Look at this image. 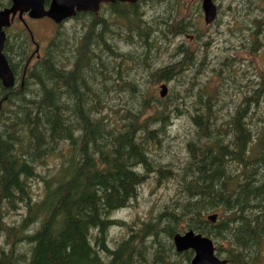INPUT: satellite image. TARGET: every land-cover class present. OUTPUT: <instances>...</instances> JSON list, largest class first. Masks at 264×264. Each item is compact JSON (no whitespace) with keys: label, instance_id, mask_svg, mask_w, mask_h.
<instances>
[{"label":"trees","instance_id":"1","mask_svg":"<svg viewBox=\"0 0 264 264\" xmlns=\"http://www.w3.org/2000/svg\"><path fill=\"white\" fill-rule=\"evenodd\" d=\"M156 1L179 5L178 0ZM138 3L109 5L111 14L123 20L122 39L106 19L90 13L75 16L82 19L81 34L55 32L44 55L33 62L28 31L6 38L3 53L16 77L11 87L0 83V264H188L192 251L178 253L172 244V236L186 229L211 237L226 264H264V119L252 124V106L264 96V73L253 84L238 83L240 102L226 113L227 120L216 104L228 83L238 79L219 66L224 92H210L209 80H194L184 88L188 93L197 87L189 93L190 102L176 93L172 102L157 99L152 109L158 108L151 111L146 104L156 97L148 91V102L140 107H120L126 109L124 121L106 96L129 89L110 83L134 90L133 67L149 70L145 78L160 83L196 64L194 52L179 45L176 60L152 69L154 49L170 45L172 29L183 35L189 26L174 7L170 17L165 9L158 21L163 29H154L135 9ZM8 4L0 0V6ZM120 42L131 48L119 49ZM241 75L245 80L246 73ZM177 98L194 132L186 142L187 159L172 169V159L163 163L153 156L152 146L161 144L164 114L170 105L178 106ZM109 112L118 118L109 119ZM158 122L163 126H152ZM56 159L53 171L40 172ZM152 171L175 179L173 202L138 226L112 219L111 213L136 197ZM32 181L41 183L39 198ZM19 210L21 218L9 221L8 215ZM214 212L218 217L212 223L207 215ZM113 224L125 226L127 235L110 247Z\"/></svg>","mask_w":264,"mask_h":264},{"label":"rangeland","instance_id":"2","mask_svg":"<svg viewBox=\"0 0 264 264\" xmlns=\"http://www.w3.org/2000/svg\"><path fill=\"white\" fill-rule=\"evenodd\" d=\"M213 1L217 6V16L215 21L210 25H206L203 21L200 0H178L179 5L177 6L170 5L169 2L168 6H166L164 3L160 4L156 0H147L139 2L136 10L141 12L140 17H143L145 20L152 23L154 29L162 30L163 27H161V24H159L158 21L162 19V15L164 16L165 9L169 10L166 15L170 17L175 11L174 7H177V12L180 13L179 18H182L185 25L189 26L186 35L178 34L175 36V31L172 29L170 45H167L169 43L164 42L165 45L158 51L154 49L156 59L153 61L154 63L151 64L152 69L165 66L176 60L177 56H175V49L179 47V45H182L184 49H191L196 52V57L194 58L196 64L191 69L185 70L184 73L177 75L175 79H172L170 82H164L168 87V92L165 95V98L169 97L171 102L174 97H176V93L177 97H180L179 99L190 102L191 97L189 93H195L197 87L194 84L188 93L184 91V88L186 85H189V82H193L194 80L200 81L201 84L209 80L208 90L210 92H212V89L214 88H218V92H224L221 80L217 75V70H219L220 67L227 69V71L229 70V75H237V77L235 76V78L238 79L237 83L235 85L232 81L228 83L230 86L228 92L220 94L219 101L216 104L219 116H222L224 120H227L229 116L226 113L228 111L233 112L240 102L241 95L238 94L243 90L242 88L238 89V83L239 85L250 84L251 82L253 84V82L259 80V73H264V35L259 38L261 46L256 55L251 53V40L249 38L253 19H264V0ZM126 9L129 11L128 15L131 16L129 8ZM23 19L28 24L33 34V38L38 45L37 54L39 57L44 55L46 45L55 32H62L66 37L78 36L82 33L83 29L81 24L82 19L78 17L70 18L59 25L54 24L49 19L31 20L26 15L23 16ZM83 19L87 18L83 17ZM95 19H106L109 24H111V27L117 29L114 35L119 39H122L123 36L126 35L122 32V18L111 14L107 5L99 10ZM175 20L179 19L176 18ZM21 26L22 25L19 22H16L6 33L13 36L14 33H17L15 31H22ZM160 34H162V32ZM123 46L125 49L131 48L129 44H124L123 42L118 44V47H120L119 49ZM32 48L34 49V46ZM34 59L35 57H33V60ZM226 64H228L227 67ZM214 67H216L217 70H214ZM209 68H213V70H209ZM133 69L137 70L136 72H133L137 80L136 89L131 90L130 87L117 84L118 81H115L108 86H121L123 91L126 89H129V91H125L121 96L110 97L112 95L111 93L106 96L107 105L110 106L112 111L120 112L119 116L120 118L123 117L124 121H126V117H124L126 109L124 108L133 109L134 107H140L143 104V101L148 102L145 99V94L148 91L154 93L156 99L146 104L147 110L156 111L158 108L157 105H155V109L152 108L157 99H160L157 94L162 82L152 83L150 77L145 78L146 72L149 70L142 68L137 69V67H133ZM242 73H246L245 80L242 78ZM124 76L127 75L124 73ZM113 78L117 79L115 76H113ZM181 79H184L185 83H182ZM242 87L244 88V85ZM179 99L177 98L178 106L177 104H174L177 108L172 104L167 108L166 113L164 114V116L167 115V117L163 128L165 134L161 139V144L152 146L153 156L161 158L163 163L172 159V163L168 166L172 169H176L180 162H185L187 159L186 142L187 139L189 140L192 132H194V127L190 123L188 113L184 112V110H179V108L182 107ZM173 103H175V101ZM122 105L124 108H120ZM253 108L254 113L255 111L256 113L254 114V118H252V124L255 126L257 122L261 120L262 123V120L264 119L261 115L264 110V97H261L260 103L258 105H253L252 109ZM116 115L115 112H109L106 116H108L109 119L113 117L118 118ZM159 125L163 126V123L158 122L152 126H155L156 128L159 127ZM56 162L57 159L55 163L51 162L48 166L43 167L40 172L45 173V171H53ZM174 164L176 166H174ZM31 187L35 198H39L42 192L41 183L39 181H32ZM177 194L178 191L174 178H168L167 176L166 179H163L160 173L152 171L138 187L136 197L132 199L127 206L111 213V218L116 221H124L134 226H138L140 221H147L154 217L157 214V211H159L158 209L161 210L165 205H170ZM22 214V210L10 213L8 215V220H19ZM182 229L184 228L182 227ZM125 230V226L122 225L113 224L111 226L108 234V243L110 247H114L115 241L118 240V238L127 235ZM164 245H166L165 247L167 248L166 242ZM219 255L222 257L223 253H220ZM148 256L151 255L148 254Z\"/></svg>","mask_w":264,"mask_h":264},{"label":"water","instance_id":"3","mask_svg":"<svg viewBox=\"0 0 264 264\" xmlns=\"http://www.w3.org/2000/svg\"><path fill=\"white\" fill-rule=\"evenodd\" d=\"M128 2L134 3L137 0H50L47 9L44 7L45 0H11V5L0 9V81L3 87H11L15 83L13 72L2 53L5 34L3 27H7L18 13L27 12L31 18H41L47 16L55 23L73 16L76 12L97 13L101 2ZM201 7L206 23L212 21L216 15V7L212 0H201ZM166 93V86L161 85L160 96ZM216 214L208 216L212 222L215 221ZM173 244L177 252L187 249L193 251V257L189 264H225L226 260L220 259L214 254L212 240L200 233L192 230L184 233H176L172 236Z\"/></svg>","mask_w":264,"mask_h":264},{"label":"flooded vegetation","instance_id":"4","mask_svg":"<svg viewBox=\"0 0 264 264\" xmlns=\"http://www.w3.org/2000/svg\"><path fill=\"white\" fill-rule=\"evenodd\" d=\"M253 28H254V33L258 34V36L264 35V24H261L259 20H254ZM32 55H34L35 58L39 56L37 53L36 54L32 53ZM214 70H217V68L215 67Z\"/></svg>","mask_w":264,"mask_h":264},{"label":"bare ground","instance_id":"5","mask_svg":"<svg viewBox=\"0 0 264 264\" xmlns=\"http://www.w3.org/2000/svg\"><path fill=\"white\" fill-rule=\"evenodd\" d=\"M37 52L35 51V49H34V54H36ZM37 58H39V56L37 57ZM31 63V62H30ZM209 70H210V68H209ZM16 77V76H15ZM188 79V78H187ZM199 79V78H198ZM162 83H164V82H162ZM17 84V83H16ZM166 97V96H165ZM250 170V169H249ZM250 171H248V173H249ZM256 178V177H255ZM252 182V181H251ZM255 182V181H254ZM125 198V197H124ZM242 198V197H241ZM123 204V203H122ZM258 204V203H257ZM256 205V204H255ZM259 205V204H258ZM260 206H262V205H260ZM260 206H259V208H260ZM264 207V206H263ZM262 207V208H263ZM258 208V207H257ZM240 210H241V208H240ZM250 210V209H249ZM252 210V209H251ZM103 211V210H102ZM242 211V210H241ZM244 211H246V210H244ZM248 211V210H247ZM246 211V212H247ZM261 211V210H260ZM239 212V211H238ZM257 212V211H256ZM262 212V211H261ZM102 213V212H101ZM117 213V212H116ZM240 214H241V212H240ZM245 214V213H244ZM249 214V213H248ZM257 214V213H256ZM259 214V213H258ZM238 216V215H237ZM197 232V231H196Z\"/></svg>","mask_w":264,"mask_h":264}]
</instances>
